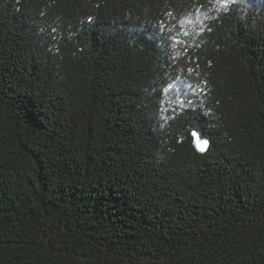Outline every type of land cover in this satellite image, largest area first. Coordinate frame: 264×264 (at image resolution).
<instances>
[{
	"label": "trees",
	"instance_id": "1",
	"mask_svg": "<svg viewBox=\"0 0 264 264\" xmlns=\"http://www.w3.org/2000/svg\"><path fill=\"white\" fill-rule=\"evenodd\" d=\"M0 264H264V0H0Z\"/></svg>",
	"mask_w": 264,
	"mask_h": 264
},
{
	"label": "snow or ice",
	"instance_id": "2",
	"mask_svg": "<svg viewBox=\"0 0 264 264\" xmlns=\"http://www.w3.org/2000/svg\"><path fill=\"white\" fill-rule=\"evenodd\" d=\"M223 3L224 7H227V4L229 2V0H217V3ZM231 3H236L238 2V0H230ZM217 11H220V8H217ZM192 21L191 20H185V24H191ZM183 27V26H181ZM203 30V29H201ZM188 34L187 29L185 28L183 32L177 30L175 32V35L171 36V37H162V42L167 43L169 39H171L174 43H176L177 45L180 44H185L186 42L183 40V37L186 36ZM193 135H196L195 133ZM204 144H206L207 142H203Z\"/></svg>",
	"mask_w": 264,
	"mask_h": 264
},
{
	"label": "water",
	"instance_id": "3",
	"mask_svg": "<svg viewBox=\"0 0 264 264\" xmlns=\"http://www.w3.org/2000/svg\"><path fill=\"white\" fill-rule=\"evenodd\" d=\"M205 141L207 142L206 144L203 143ZM208 146H209V141L207 140H197V141L195 140L193 142V147L198 154H204L207 151Z\"/></svg>",
	"mask_w": 264,
	"mask_h": 264
}]
</instances>
